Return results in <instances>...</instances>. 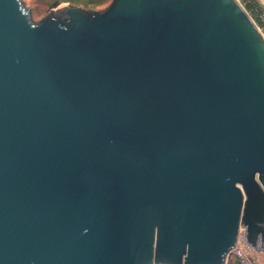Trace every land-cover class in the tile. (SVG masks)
I'll return each instance as SVG.
<instances>
[{
  "label": "water",
  "instance_id": "water-1",
  "mask_svg": "<svg viewBox=\"0 0 264 264\" xmlns=\"http://www.w3.org/2000/svg\"><path fill=\"white\" fill-rule=\"evenodd\" d=\"M264 248V33L240 0H0V264H226Z\"/></svg>",
  "mask_w": 264,
  "mask_h": 264
},
{
  "label": "built area",
  "instance_id": "built-area-1",
  "mask_svg": "<svg viewBox=\"0 0 264 264\" xmlns=\"http://www.w3.org/2000/svg\"><path fill=\"white\" fill-rule=\"evenodd\" d=\"M258 21L264 33V0H240ZM246 228L241 227L235 247L229 252L226 264H264V248H255L245 239Z\"/></svg>",
  "mask_w": 264,
  "mask_h": 264
},
{
  "label": "rangeland",
  "instance_id": "rangeland-1",
  "mask_svg": "<svg viewBox=\"0 0 264 264\" xmlns=\"http://www.w3.org/2000/svg\"><path fill=\"white\" fill-rule=\"evenodd\" d=\"M110 1L111 0H23L25 5L30 8L33 20H40L46 16L51 11V9L57 8L66 2L79 4L90 9H100L109 4Z\"/></svg>",
  "mask_w": 264,
  "mask_h": 264
},
{
  "label": "trees",
  "instance_id": "trees-1",
  "mask_svg": "<svg viewBox=\"0 0 264 264\" xmlns=\"http://www.w3.org/2000/svg\"><path fill=\"white\" fill-rule=\"evenodd\" d=\"M68 1H70V0H68ZM73 1H77V0H73ZM84 1H86V0H84Z\"/></svg>",
  "mask_w": 264,
  "mask_h": 264
}]
</instances>
